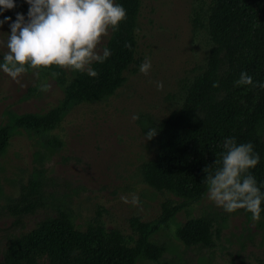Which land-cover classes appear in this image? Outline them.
I'll return each mask as SVG.
<instances>
[{
	"label": "rangeland",
	"instance_id": "rangeland-1",
	"mask_svg": "<svg viewBox=\"0 0 264 264\" xmlns=\"http://www.w3.org/2000/svg\"><path fill=\"white\" fill-rule=\"evenodd\" d=\"M211 0H141L138 20L137 59H151L147 75L128 71V80L112 97L80 104L72 109L53 131L62 141L59 149H46L31 133L20 131L11 140L0 165V264L19 247L18 240L32 233L51 218L66 212L85 229L97 212L108 228L132 234L130 219L157 221L166 201L174 204L183 198L159 192L143 180L141 165L157 154L156 136L145 140L146 133L183 103L182 87L206 66L212 46L204 29L194 30L196 12L205 17ZM27 19V13L23 14ZM15 22V21H12ZM111 30L100 48H105ZM10 23L0 27V40L6 41ZM5 47H0V58ZM134 65L131 67L133 68ZM70 74L71 70H67ZM50 87L41 91L39 85ZM157 82L163 88L158 90ZM63 89L42 72L22 75L19 83L0 71V126L9 112L43 113L62 100ZM133 115L139 119L133 120ZM264 142V121L259 126ZM42 172L45 207L33 213L17 215L14 205L32 173ZM139 199L133 206L122 197ZM193 216L213 222V247H186L177 239L178 225L187 220L186 210L176 215L170 228H163L153 240L165 244L163 260L186 264H264V217L253 221L244 210L225 212L206 195L192 205ZM37 264H60L55 250L36 256ZM154 264V263H150Z\"/></svg>",
	"mask_w": 264,
	"mask_h": 264
},
{
	"label": "trees",
	"instance_id": "trees-1",
	"mask_svg": "<svg viewBox=\"0 0 264 264\" xmlns=\"http://www.w3.org/2000/svg\"><path fill=\"white\" fill-rule=\"evenodd\" d=\"M14 2L15 8L0 14V20L11 17L12 22L17 13H28L25 0ZM116 3L126 9L127 17L118 30L110 33L105 46L110 50L108 59L91 65L98 76L74 71L69 74L57 66L42 69L40 72L56 80L64 96L47 112L7 114V122L0 126V165L12 138L22 130L36 136L46 149L61 148L63 141L53 131L72 109L112 97L126 84V73L139 70L141 60L136 56L141 0ZM193 26L196 31L204 29L212 44L206 66L184 83L181 108L158 124L157 154L141 165L146 184L183 198L184 202H164L157 221L132 217V234L108 228L101 212L85 229H80L66 212L60 211L58 218L45 221L18 240L19 247L28 249L15 248L7 256L8 264H37L36 256L52 249L60 264H186L163 260L167 248L155 242L153 236L170 228L176 215L186 210L187 220L177 226V239L186 247L215 245L213 222L194 217L192 205L206 195L203 169L220 158L226 138L253 145L259 163L250 172L264 192V142L259 132L264 121V89L236 84L241 72H247L253 84H264V0H211L205 17L195 13ZM53 72L59 75L54 77ZM47 203L42 172L37 170L24 186L13 211L17 215L29 214ZM260 216L264 217V211Z\"/></svg>",
	"mask_w": 264,
	"mask_h": 264
},
{
	"label": "clouds",
	"instance_id": "clouds-1",
	"mask_svg": "<svg viewBox=\"0 0 264 264\" xmlns=\"http://www.w3.org/2000/svg\"><path fill=\"white\" fill-rule=\"evenodd\" d=\"M25 2L29 6L27 19L17 13L15 22H11V17L0 20V27L10 23L6 41L0 40V47L6 48L0 58V71L17 83L29 71L39 79L40 71L51 66L98 76L91 65L94 62L104 63L110 56V50L106 47L101 49L100 45L109 31L118 30L120 23L126 19V9L116 0ZM15 6L14 0H0V14ZM151 66V59L146 56L139 71L147 75ZM58 75L59 72L52 73L54 77ZM236 84L264 89V84H253L247 72H241ZM39 87L41 91H47L50 85L42 82ZM156 87L161 90L162 82H157ZM132 119L139 117L133 115ZM157 131L156 127L149 129L145 140H151ZM258 163L259 155L254 152L251 143H237L235 138H226L220 158L213 166L203 169L208 199L227 213L244 210L251 214L253 221H259L264 211V192L250 172ZM121 199L133 206L139 204L135 194H132L131 200L127 197Z\"/></svg>",
	"mask_w": 264,
	"mask_h": 264
}]
</instances>
